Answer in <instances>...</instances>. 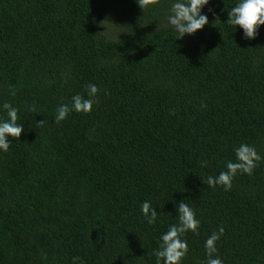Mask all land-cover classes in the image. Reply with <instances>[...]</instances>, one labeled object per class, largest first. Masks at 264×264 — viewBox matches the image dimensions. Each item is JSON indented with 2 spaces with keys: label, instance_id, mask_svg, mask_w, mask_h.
<instances>
[{
  "label": "trees",
  "instance_id": "trees-1",
  "mask_svg": "<svg viewBox=\"0 0 264 264\" xmlns=\"http://www.w3.org/2000/svg\"><path fill=\"white\" fill-rule=\"evenodd\" d=\"M175 2L0 0V120L9 103L24 128L0 149V264H156L181 201L200 222L181 264H205L220 226L213 258L264 264V25L247 39L227 24L239 0H209L178 39ZM88 84L92 111L57 123ZM241 144L253 174L208 187Z\"/></svg>",
  "mask_w": 264,
  "mask_h": 264
},
{
  "label": "clouds",
  "instance_id": "clouds-1",
  "mask_svg": "<svg viewBox=\"0 0 264 264\" xmlns=\"http://www.w3.org/2000/svg\"><path fill=\"white\" fill-rule=\"evenodd\" d=\"M138 5L144 10L147 6L157 3V0H137ZM209 3V0H177L170 8V14L167 16L168 24L171 25L178 33V39H183L186 35L195 34L198 30H202L208 24V17L201 14V9ZM227 24L239 26L243 29L245 38L255 39L260 26L264 25V0H239L237 6L229 11ZM104 26V22H103ZM103 33V32H102ZM99 34V33H97ZM87 98L77 94L72 97L71 106L62 104L57 109L55 120L57 123L65 120L71 111L80 113H90L94 103L99 102L98 93L100 89L95 84L85 86ZM15 95V91L12 92ZM3 108L7 111V120H0V149L7 152L10 147L9 137L20 139L24 128L17 123L18 109L9 103L3 104ZM35 110L34 108L32 109ZM45 121H39L38 126L42 127ZM236 161H228L226 170L221 171L218 176H208L204 183L208 187L215 188L220 185L225 191L232 188L233 178L237 173L253 174V170L257 167V162L262 157L257 153L256 149L247 144H241L235 150ZM202 167L207 166V161H203ZM149 224H154L158 217L155 208L145 201L141 206ZM178 224L170 226L169 230L160 238L159 250L154 254L157 257L156 264H181V260L188 252V244L186 240H182L181 236L188 231L199 235L198 228L200 222L196 219L195 212L190 206L181 201L177 206ZM224 234L223 226L219 231H214L205 242V250L207 260L205 264H223L218 255L216 247L217 241ZM78 258H73L74 264Z\"/></svg>",
  "mask_w": 264,
  "mask_h": 264
},
{
  "label": "rangeland",
  "instance_id": "rangeland-1",
  "mask_svg": "<svg viewBox=\"0 0 264 264\" xmlns=\"http://www.w3.org/2000/svg\"><path fill=\"white\" fill-rule=\"evenodd\" d=\"M187 43H188L189 45H193V42H192L190 39H188Z\"/></svg>",
  "mask_w": 264,
  "mask_h": 264
}]
</instances>
